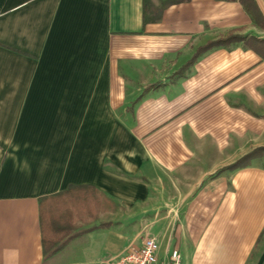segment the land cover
<instances>
[{
    "label": "crops",
    "instance_id": "obj_1",
    "mask_svg": "<svg viewBox=\"0 0 264 264\" xmlns=\"http://www.w3.org/2000/svg\"><path fill=\"white\" fill-rule=\"evenodd\" d=\"M254 1L256 22L215 0H0V264H113L145 237L162 260L264 264V151L226 169L264 148V60L245 41L193 59L263 42ZM70 187L89 208L46 254L42 205ZM136 207L155 235H121Z\"/></svg>",
    "mask_w": 264,
    "mask_h": 264
},
{
    "label": "trees",
    "instance_id": "obj_2",
    "mask_svg": "<svg viewBox=\"0 0 264 264\" xmlns=\"http://www.w3.org/2000/svg\"><path fill=\"white\" fill-rule=\"evenodd\" d=\"M224 2H238L242 9L249 15V17L256 22L259 13L254 0H215ZM145 2V0H144ZM145 14V13H144ZM245 41L246 46L254 50L264 60V41L253 42L248 40L245 36L237 35L233 32L228 33L225 37L219 38L215 41H210L204 46L198 48L193 59L199 55L206 53L212 49L227 48L232 44ZM254 44V45H252ZM263 149L253 151L242 158L238 159L232 165L228 166L229 170L243 169L250 166L251 162L255 160ZM221 172V171H220ZM218 172L216 175H218ZM82 187H70L68 191L54 196L50 201L48 199L44 202H49L47 205H42V232H43V250L46 254H53L60 251L66 243L74 238L78 231L69 234L75 227L71 225L76 224L74 216L82 213L83 209L89 208V201L87 195L83 193ZM88 201V202H87ZM50 204H52L50 206ZM75 214V215H74Z\"/></svg>",
    "mask_w": 264,
    "mask_h": 264
},
{
    "label": "built area",
    "instance_id": "obj_3",
    "mask_svg": "<svg viewBox=\"0 0 264 264\" xmlns=\"http://www.w3.org/2000/svg\"><path fill=\"white\" fill-rule=\"evenodd\" d=\"M156 239L145 237L140 246H130L113 264H181V256L173 251L166 260L158 257Z\"/></svg>",
    "mask_w": 264,
    "mask_h": 264
},
{
    "label": "rangeland",
    "instance_id": "obj_4",
    "mask_svg": "<svg viewBox=\"0 0 264 264\" xmlns=\"http://www.w3.org/2000/svg\"><path fill=\"white\" fill-rule=\"evenodd\" d=\"M256 163L260 167H264V160L263 161L262 160H258ZM140 209L141 208L136 207L133 211H130V212L129 211H125V214H124V212H122V220L119 222V224L118 223L115 224V226L119 228L118 230L121 232L122 236L131 235L130 239H132V237H135V235H137L139 233V231H143V233H144L143 235L146 234L148 236L155 235V233L158 232L159 226H157V227L149 226V218H147V220H146L147 223H145L144 222V218H140L139 217L140 215L137 216V214L139 213ZM134 212L136 214V216H135L136 218L133 217V219H136L137 222L136 223H133V222L127 223L129 221L128 219H130V217H131L129 214H132ZM128 215L130 216L129 218H128ZM131 219H132V217H131ZM71 226L75 227V229H73V231H71L69 234H71V233L73 234L75 231H78L80 229L79 228L80 227V223H76V224H73ZM145 226H149V227L144 228ZM80 241L81 240L79 239L77 241H74L72 244H69L68 246H66V249H64V252L65 253L69 252L70 250H72L73 247L78 246L77 244H79V243H77V242H80ZM90 246L91 247H96L95 243H93L92 245L90 244L89 247ZM63 248H65V246Z\"/></svg>",
    "mask_w": 264,
    "mask_h": 264
}]
</instances>
